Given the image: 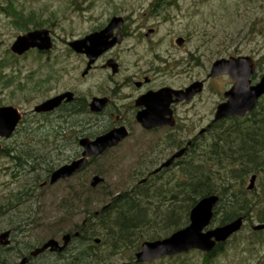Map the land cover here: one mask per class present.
<instances>
[{"label":"rangeland","instance_id":"obj_1","mask_svg":"<svg viewBox=\"0 0 264 264\" xmlns=\"http://www.w3.org/2000/svg\"><path fill=\"white\" fill-rule=\"evenodd\" d=\"M17 2V8L25 16L33 14L41 24L43 23L41 29L47 30L53 41V47L48 53L29 51L17 57L10 52V47L18 36L26 32L23 33L14 27L6 15H0V107L16 108L24 113L28 122H31L30 116L36 115L32 113L33 108L50 98L65 92L75 93L78 97L85 94L97 96L98 90L103 91L105 85H108L104 79L106 77L101 76L99 72H94L87 79L81 78L84 59L82 55L72 52L67 43L83 39L112 14L128 18L129 36L112 52L120 65L114 78L119 84L135 75L148 73L152 77L156 73L158 76L154 86L171 83L175 87L186 86L192 81L204 78L210 70V65L222 58L252 57L257 63V74H264V0ZM2 3L3 0H0V5ZM149 29L153 30L154 34L146 40L143 36ZM177 38L185 39L180 51L173 48V42ZM172 56L182 58V64L173 66ZM166 60L171 66L163 64ZM258 75L255 76V81L258 80ZM226 82L223 78L210 83L194 106L184 107L181 118L184 122L188 120L185 124L187 133L175 138L187 142L195 136L199 128L208 123V113L212 110L213 101L217 100L212 92H217V87ZM121 93H132L131 87L123 88ZM75 118L79 121L84 117ZM70 125L65 124V128H62L67 139L72 138L74 131L80 130L79 123L75 124L74 120L73 127ZM193 127L196 129L192 130ZM45 131L48 132L49 129ZM163 134H144L139 128H132V134L119 147L96 158L88 167L84 174L87 182L84 183L78 176L50 185L48 178V183L44 182V185L39 182L35 187L36 183L29 176L17 178V175H13L10 159L0 155V206H6L11 202L13 195L24 188L32 189L34 194L21 205H18V202L10 203L16 207L0 218V234L8 230L13 231L10 247L5 254V257L10 259V264H18L21 254L31 251L29 247H40L50 239L60 241L63 235L69 234L68 230L82 223L86 214L100 209L106 203L107 196L131 186L129 174L142 159H149V163L157 165L171 154L173 156L179 152L180 150L176 151L173 147H164L166 136ZM80 137L81 133L75 136L77 140ZM19 138L20 136L16 135L14 139L12 137L7 141H0V146H12ZM38 140L40 138L37 135H28L22 143L26 141L35 144ZM58 147L60 150L53 151L50 155V161L55 160L53 171L68 164L72 156L80 154L78 145L71 144L70 140ZM174 171L170 170L166 176L173 175ZM94 176L101 177L103 182L93 188L96 192L89 193L87 190ZM249 179L245 181V190ZM253 188V193L246 191L247 199L260 201L264 192V180H255ZM70 189L76 193L77 207L75 211L72 210L74 214L69 216V212L66 211L65 214L64 210L59 208V201L67 196ZM85 200L90 204L86 211L83 205L85 202L80 203ZM258 209H261L260 204L256 210ZM256 210L252 212L251 222H244L245 228L239 232L240 238L248 237L250 227L256 224ZM262 240L264 241V234L260 241ZM100 249L102 248L99 247ZM128 256V251H124L114 258V264L129 263ZM187 259L192 263H199L201 258L200 254L194 252ZM261 260L264 262V248L260 244L243 250L242 247L236 248L233 243L228 242L225 243L223 254L218 256L219 264H242L243 261L244 264H260ZM158 261L153 264H169L166 260ZM47 262L54 264L57 261L52 258ZM57 263L60 264L61 261Z\"/></svg>","mask_w":264,"mask_h":264},{"label":"trees","instance_id":"obj_2","mask_svg":"<svg viewBox=\"0 0 264 264\" xmlns=\"http://www.w3.org/2000/svg\"><path fill=\"white\" fill-rule=\"evenodd\" d=\"M17 1L19 0H3L0 15L9 17L11 24L23 33L41 29L43 23L33 14L25 16L17 8ZM77 116L84 118L77 121ZM30 118L31 122L25 117L22 119L12 136L13 139L16 135L20 136L19 140L12 146L0 147V155L10 159L13 175H17V178L29 176L36 183V187L39 182H48L53 171L52 166L55 165V160L50 161V155L53 151L60 150L59 145L68 140L76 145L77 134L81 133V137L90 138L96 135L94 132L97 130L85 128L92 121L83 112L81 103L61 108L54 114L32 115ZM73 120L75 124L79 123L80 130L74 131L72 138L67 139L62 128L68 123L73 127ZM46 129L49 131L46 132ZM28 135H37L40 140L35 144L26 141L22 143ZM175 140L166 142V147H173ZM75 156L78 155L70 159ZM94 162L95 159L90 161L85 170L73 177L80 176L81 182H87L84 174ZM156 168L157 165L149 163V159L139 161L129 174L131 186L107 196L106 203L100 209L86 214L82 223L68 230L67 233H77L78 237H71L68 249L55 255L54 259L61 261L60 264H114L117 255L128 251L129 263L126 264H135L134 254L142 242L163 239L185 227L190 209L199 199L211 195L219 198L211 225L220 226L238 217L249 223L253 219L252 212L259 204L261 209L256 210L254 218L256 224L264 223V192L260 201L251 200L247 199V190L244 188L247 178L254 176L258 182L264 180V96L252 113L243 118H232L227 124L215 127L214 132L203 135L170 167L151 174ZM172 169L175 170L174 174L166 176ZM87 192L94 193L96 189L90 187ZM33 195L32 189L24 188L13 195L10 203L18 202L21 205ZM76 199L75 191L70 189L67 196L60 199L59 208L65 214L66 211L69 212V216L74 214L72 210L75 211L77 207ZM10 203L0 206V218L16 207ZM80 203H84L85 211L88 210L87 206L90 204H87V200ZM244 228L243 226L242 230ZM238 233L226 243H233L236 248L242 247L243 250L249 246L255 247L256 244L264 248V241H260L264 231H252L250 227L248 237L241 238ZM94 239H99V244H94ZM72 244L76 245L71 247ZM224 246L225 244H217L207 254L197 252L201 258L199 263H192L187 259L195 251L162 258L158 262L166 260L169 264H219L218 256L223 254ZM99 247L102 249L99 250ZM29 249L33 250L35 247ZM6 253L7 249L0 247V264L11 263L5 257ZM24 255L21 254L22 257ZM39 260L37 264H48L46 258ZM57 262L54 264H58ZM260 264L264 262L261 260Z\"/></svg>","mask_w":264,"mask_h":264},{"label":"water","instance_id":"obj_3","mask_svg":"<svg viewBox=\"0 0 264 264\" xmlns=\"http://www.w3.org/2000/svg\"><path fill=\"white\" fill-rule=\"evenodd\" d=\"M121 21V19L113 18L108 26L101 32L90 34L83 39L74 40L67 45L75 54L85 55L88 59V66H90L104 51L114 44H120V35H117L111 42L107 40L111 31L114 28H119ZM150 33L151 31H148L147 36ZM182 43V40L177 41V45L179 46H181ZM52 47L53 43L49 32L44 29H38L18 36L11 45L10 52L16 56H22L30 50L46 53L49 52ZM254 72L255 64L251 57L219 60L213 64L209 75L210 78H215L219 75H228L233 81L231 88L224 93L226 101L217 107L213 121H220L227 117H242L253 110L257 101L264 95V74L252 85L251 77ZM201 90L202 83L195 82L184 91L171 92V94H174L179 100L189 101L194 95L200 93ZM169 92L170 90L164 89L158 93L148 95L145 99L154 102L166 98ZM73 98L74 96L72 93L65 92L35 106L32 113L45 114L53 112L62 103L71 102ZM102 104L100 100L93 99L90 104L91 111L98 112ZM23 115V113L11 106L0 107V140H8L11 138ZM163 115L165 116L167 114ZM160 118L162 117H159L156 113L147 112L143 116L139 115L137 121L143 128L149 130L152 127L160 125V122H158ZM127 137L128 133L126 129L120 128L98 135L92 140L86 137L79 138L77 145L81 149L80 157L53 171L49 177L50 185L71 178L76 173L85 169L90 159L96 158L105 151L118 146ZM184 151L185 149L180 150L175 155L171 156L158 169L152 172V174L171 166L175 159L183 155ZM254 181L255 177L252 176L247 187L248 191L252 190ZM102 182L103 179L101 177L94 176L90 182V187L95 188ZM218 200V197L215 195L201 198L189 211V223L187 226L173 232L164 239L143 242L140 245L139 251L134 255V262L136 264L152 262L164 257L185 254L193 250L210 253L217 244H223L232 235L240 231L243 219L238 217L224 225L210 228L213 209ZM252 229L253 231H264V223L257 224L253 226ZM10 235V230L0 234V247H10ZM77 236V233L73 235V237ZM70 241L71 235L69 234H65L61 237V244L56 240L50 239L40 247L31 250L28 257H24L18 264H27L29 258H35L45 251L52 254H60L67 248ZM94 242L98 244L99 240H95Z\"/></svg>","mask_w":264,"mask_h":264},{"label":"flooded vegetation","instance_id":"obj_4","mask_svg":"<svg viewBox=\"0 0 264 264\" xmlns=\"http://www.w3.org/2000/svg\"><path fill=\"white\" fill-rule=\"evenodd\" d=\"M113 18L121 19L122 21L118 29L114 28L111 31L107 41L111 42L113 39L116 38L117 35H120L121 37L120 44H114L112 47L104 51L101 55L97 57L94 63H92L90 66H88L87 57L85 55H82L84 59V68H83V72L81 73V78L87 79L94 72H99L101 76L104 75L106 77L104 79H106L108 85H105L103 91L98 90L97 96H90V95L88 96L87 94H85V95H81V97H78L77 94L72 93L74 98L71 102L62 103L56 110L47 114H54L57 113L61 108H65L66 106L81 103L83 112L85 113L86 116L90 117L92 121V123L87 125L85 128L86 129L93 128L97 130L94 132L96 133L94 137H90V138L87 137V138L92 140L98 135H102L110 132L113 129H120V128H125L128 135L130 136L132 134V128L137 127L144 134H156L159 132H163L164 133L163 135L166 136L165 143L170 142L171 139H176L173 146V148L176 151L182 150L184 148H186L187 150L188 147L195 145V143H197L199 139L203 137V135L214 132L215 127H218L219 125H225L232 119V117H227L220 121H213L217 107L226 101V99L224 98V93L231 88L233 84L232 80L228 75H219L215 78H210L209 76L211 67L216 61L228 60L230 58L227 59L222 58L215 60L212 63V65H210V70L208 73L205 74L204 78H201L200 80L192 81L186 86H181V87H175L173 86L172 83L170 85L168 84V85L154 86L153 84L155 78L158 76V74L156 75V73L152 77L148 73L135 75L130 80L128 79L123 80V83L120 84L119 82L114 81L116 74H118L119 72L120 65L116 57L112 55V52L116 50L117 47L121 45L122 41L128 38L129 36V34L127 33L128 18L119 16L117 14H112L108 18H106L104 23H102L99 27H97L96 29L92 30L90 33L85 35V37L93 33L101 32L103 29H105L108 26L111 19ZM148 31H151V33L147 36ZM152 34H154V31L149 29L147 30L146 34H144L143 37L146 40H148ZM178 40H182L183 41L182 45H183L185 43V39L177 38L173 42L174 44L173 48H175L177 51H180L181 50L180 47L182 45L181 46L177 45ZM172 57H174V60H172V62L174 61L173 66L178 67L180 66V64H182L183 62L182 58H178L177 56H172ZM167 60L163 62L165 66L167 64L170 65V63ZM255 64H257L256 61ZM151 72L153 73V71ZM260 76L257 79H259ZM223 78L226 79L227 82L222 83L220 86L216 85V87L218 86L217 87L218 91L212 92V94L214 95V97H216L217 100L213 101L212 110L210 111V113H208V117L210 116V120L208 121V123H206L203 127L199 128L195 136H193L187 142H184L183 139L175 138V136L177 135H183L187 133L185 131L186 130L185 124L188 123V120L187 122H184L183 119L181 118L182 117L181 112H183L184 107H188L191 105L194 106L195 101L199 98V96L202 93L205 92V90L207 89L210 83L211 84L215 83ZM195 82L202 83V91L201 93L194 95L189 101L179 100L174 94H171V92L174 93L178 91H184ZM125 87H131L132 93L122 94L121 93L122 89ZM164 89L170 90L169 95L166 96V98H162L154 102L145 99V97H147L148 95L152 93H158ZM93 99H98L103 103L101 109L98 112L91 111L90 104ZM147 112L156 113L159 117L161 116L162 118H160L158 121L160 122V125L152 127L149 130L143 128L142 125L137 121V117L139 115L143 116ZM163 114H167V115L164 116ZM191 129L194 130L196 128L193 127ZM168 135H171V137H168ZM165 143H164V147L168 148L166 147ZM111 150L112 149L107 150L105 154ZM80 154L75 159H78L80 157ZM171 156L172 154L166 160H168ZM166 160L157 163V167L161 166ZM12 234L13 233H11V235ZM28 253L25 254L23 257H21L17 262H19L24 257L28 256ZM42 257L47 259H52L55 258V255L45 252L42 256L29 260L28 264H34L35 262H36L35 264H37L39 262V259Z\"/></svg>","mask_w":264,"mask_h":264},{"label":"bare ground","instance_id":"obj_5","mask_svg":"<svg viewBox=\"0 0 264 264\" xmlns=\"http://www.w3.org/2000/svg\"><path fill=\"white\" fill-rule=\"evenodd\" d=\"M69 252V251H68Z\"/></svg>","mask_w":264,"mask_h":264}]
</instances>
